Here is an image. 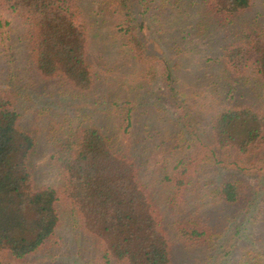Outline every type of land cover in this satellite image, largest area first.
Returning a JSON list of instances; mask_svg holds the SVG:
<instances>
[{
	"label": "rangeland",
	"instance_id": "374dc122",
	"mask_svg": "<svg viewBox=\"0 0 264 264\" xmlns=\"http://www.w3.org/2000/svg\"><path fill=\"white\" fill-rule=\"evenodd\" d=\"M106 3H82L95 30L90 43L95 84L90 91L70 88L60 77L40 75L31 63L26 26L0 6L4 21L0 28V95L16 104L21 127L37 139L31 158L36 181L61 184L51 156L64 119L80 115L99 120L141 165L142 180L150 188L172 241L171 264H264V147L242 155L240 165L237 160L241 154L230 150L222 164L211 162L196 170L190 167L187 174L193 172L195 180L174 203L167 199L166 188V176L174 175L176 161L184 154L199 155L182 135L180 147L174 148L172 137L182 126L176 120L182 114L176 102H185L207 141L212 140L213 116L223 109L245 103L264 111V78L255 65L233 71L227 70L224 62L228 46L238 39L240 43L247 41L257 29L264 30V0H252L247 10L229 18L216 16L205 0H142L139 10L145 18L150 52L168 59L167 67L178 78V101H172L167 91L166 64L150 56L153 64H146L122 45L117 30L109 26L111 19L103 21L100 13ZM152 68L155 75L146 76ZM128 101L135 103L136 109L131 119L116 125L114 118L120 113L116 107ZM185 130L187 137L189 129ZM180 168L179 164L177 171ZM225 180L237 184V202L219 201L210 190ZM60 204L58 241L24 259H13L14 264H126L104 258L98 240L70 218L69 203ZM189 219L199 232L206 229L205 234L194 235L192 242L178 232L187 227ZM177 221L184 222L175 224Z\"/></svg>",
	"mask_w": 264,
	"mask_h": 264
},
{
	"label": "trees",
	"instance_id": "16d2710c",
	"mask_svg": "<svg viewBox=\"0 0 264 264\" xmlns=\"http://www.w3.org/2000/svg\"><path fill=\"white\" fill-rule=\"evenodd\" d=\"M83 1L0 0V6L26 26L31 63L40 75L60 77L70 88L90 91L95 84L90 62V43L95 30L86 19ZM107 1L102 4L104 12L100 14L104 22L111 19L109 26L117 30L115 34L122 45L146 64H153L149 56L160 58L161 64L169 62L165 56L150 52L149 39L144 33L145 18L139 10L142 0ZM205 2L222 18L235 16L252 4V0ZM3 22L0 19V28ZM5 25L10 22L5 21ZM238 41L226 48V69L242 71L253 63L264 78V30L257 29L248 35L247 41ZM167 66L164 68L168 71L167 91L172 101H178L181 99L177 93L178 78ZM154 75L152 68L146 76ZM177 103L182 114L176 120L182 126L172 137L176 141L174 148L180 147L184 136L189 147L199 150V155L194 158L184 154L176 161L174 175L166 176L167 199L173 203L195 180L193 172L187 174L190 167L196 170L211 162L222 164L227 161L226 151L230 150L241 154L237 160L240 165L244 162L242 155L264 147V111L254 105L233 104L214 115L210 127L212 140L207 141L198 131L185 102ZM15 105L0 95V256H4L0 264H14L13 259H24L48 243L57 242L62 219L60 203L66 201L71 207L70 218L98 240L104 258L126 264H171L170 235L150 188L142 180L141 165L131 151L113 139L99 120L71 115L62 121L60 138L56 139L51 156L61 184L41 185L34 177L31 161L37 139L21 127L20 112ZM116 109L120 112L119 118H114L118 125L131 119L136 104L128 101ZM179 164L183 168L177 171ZM210 190L222 202L234 203L240 197L237 184L231 180ZM185 225L178 232L188 235H184L188 241L192 242L194 235L206 233V229L199 232L190 219Z\"/></svg>",
	"mask_w": 264,
	"mask_h": 264
}]
</instances>
